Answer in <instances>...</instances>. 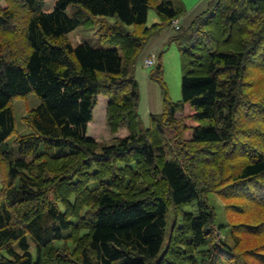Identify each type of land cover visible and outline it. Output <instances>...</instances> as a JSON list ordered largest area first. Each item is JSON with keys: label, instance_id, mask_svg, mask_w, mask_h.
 <instances>
[{"label": "trees", "instance_id": "16d2710c", "mask_svg": "<svg viewBox=\"0 0 264 264\" xmlns=\"http://www.w3.org/2000/svg\"><path fill=\"white\" fill-rule=\"evenodd\" d=\"M4 2L0 264H264V0H209L176 31L181 100L146 131L132 69L151 34L182 17L176 0ZM149 11L160 24L146 28ZM78 27L95 28L106 49L73 47ZM29 95L39 105L22 118L29 134L15 138L14 154L12 103ZM99 96L110 133L126 128L127 137H87L104 130L91 122ZM209 194L231 202L230 215L262 211L229 225L235 249L216 237ZM193 203L196 216L182 213Z\"/></svg>", "mask_w": 264, "mask_h": 264}, {"label": "rangeland", "instance_id": "374dc122", "mask_svg": "<svg viewBox=\"0 0 264 264\" xmlns=\"http://www.w3.org/2000/svg\"><path fill=\"white\" fill-rule=\"evenodd\" d=\"M183 8L182 17L178 21L180 31H187L192 22L205 13L208 8L209 0H176ZM4 0H0V8L4 9ZM73 11L68 9L66 14L70 15ZM108 22L113 24L115 19H109ZM160 24L158 17L153 11L147 14L146 28H151L154 25ZM96 29H86L78 27L76 30L68 34L67 38L73 47L85 44L92 49H106L98 43L94 36ZM180 32H176L169 28H162L151 34L146 40L142 49L135 58L132 75L137 84L139 99L137 104L138 130L146 131L150 127L151 118H158L164 114L166 103L177 104L181 100L180 82L182 77L181 72V51L180 48L173 42L174 38L179 36ZM149 56H154L158 64L161 65V75H157L155 66L152 68L145 67V61ZM107 100L103 96L96 99V106L92 112V126L102 124L104 130L101 134L96 133L95 129L87 128L86 135L90 139L99 144L110 143L113 139H123L128 136L126 128L119 129L115 135H112L107 127L105 120ZM39 105V100L34 95H29L23 99H17L12 103L13 119L15 123V135L7 142L6 146L16 154L17 149L13 142L17 136H26L29 131L22 123V118L28 111L36 109ZM182 118V114L176 115V119ZM95 123V124H94ZM88 127V126H87ZM167 145L170 146L176 136L175 129L167 130L165 133ZM233 156V154H230ZM236 164V163H235ZM234 164V165H235ZM234 165H229V168H234ZM0 175V187H1ZM207 205L214 212V225L216 237L221 240L229 249L234 248L233 241L229 233V225L238 224L242 220L255 219L260 214V209L249 207L246 215H230L233 210L228 209L231 202L223 201L217 195L209 194L206 199ZM229 210V213L226 210ZM182 213L197 215L196 204L193 203L182 208ZM228 216V217H227ZM167 227L165 229V239L162 245V251L165 249L169 231L175 221L173 212L169 211L167 218ZM180 223V218L177 219ZM221 229H218L220 228ZM246 244L253 245L249 239L244 240ZM245 243L240 246L244 251ZM235 249V248H234ZM237 252V250H235Z\"/></svg>", "mask_w": 264, "mask_h": 264}, {"label": "built area", "instance_id": "2783aa9c", "mask_svg": "<svg viewBox=\"0 0 264 264\" xmlns=\"http://www.w3.org/2000/svg\"><path fill=\"white\" fill-rule=\"evenodd\" d=\"M171 27L174 30H178L177 22L176 21H173L172 24H171ZM154 65H155V57L154 56H149V58L145 61V67L146 68H151Z\"/></svg>", "mask_w": 264, "mask_h": 264}]
</instances>
